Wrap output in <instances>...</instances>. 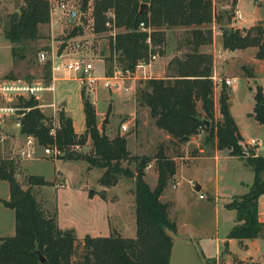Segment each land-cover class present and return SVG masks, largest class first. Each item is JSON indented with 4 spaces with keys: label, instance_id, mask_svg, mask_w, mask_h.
I'll list each match as a JSON object with an SVG mask.
<instances>
[{
    "label": "trees",
    "instance_id": "obj_1",
    "mask_svg": "<svg viewBox=\"0 0 264 264\" xmlns=\"http://www.w3.org/2000/svg\"><path fill=\"white\" fill-rule=\"evenodd\" d=\"M82 14L90 9L91 30L94 35L117 32L109 37L108 55L102 59L105 76L110 77L115 69L133 73L138 61H148L151 44L163 46L165 32L169 29H187L186 43L189 52L175 56L166 66L164 78H152L143 83L139 91V102L148 108L150 118L158 129L170 136L175 143L187 142L192 136L204 133V141L228 156L243 160L253 173V182L248 192L233 198L226 209L235 212V225L227 239L239 243L245 240L264 241V223L257 219L258 199L264 194V157L257 156L255 146L244 142L230 114L226 93H221L219 103L220 120L214 115L213 56L201 51L210 46L213 32L212 0H75ZM142 4L147 8L141 17L136 15ZM108 13H112L113 20ZM230 22V15L227 14ZM223 19L218 16V21ZM49 4L46 0H17L16 10L4 20L3 36L11 45L14 61L25 62L28 44L44 40L40 29L49 24ZM85 18L84 22L85 23ZM110 22L111 27H106ZM143 22L150 32L138 29ZM221 47L234 52L255 48V58L264 61V27L252 26L246 30L220 27ZM83 34V25L72 28L66 39ZM45 84H50V62ZM10 76V75H9ZM6 76L7 80L10 77ZM252 75H249V77ZM85 130L77 134L71 118L63 109L56 116L59 128L54 137L49 135L52 118L45 116L33 98L19 99L18 107L28 109L18 120L19 135L32 136L39 146H56L59 150L68 147H84L91 141L92 157L84 161L89 168L102 171L99 185L111 188L121 176L134 183L133 201L136 234L135 238H123L119 234L92 238L85 236L83 252L77 255V238L73 230H61L56 215H49L33 194L34 186H47L42 176L29 175L27 187L16 179V166L9 159H0V180L7 182L8 200L0 203L14 213L15 233L11 237H0V264H168L171 240L165 231L176 232L172 219V204L163 203L160 197L176 172L175 162L164 154L160 147L156 156L131 155L126 148V135L116 134L112 139L101 132L97 125L93 103L81 90ZM252 114L264 125V96L257 86ZM200 104L201 113L198 111ZM155 161L157 181L153 189L145 181L147 166ZM123 163L133 164L134 172ZM199 253V252H198ZM200 255V253H199ZM40 256L44 262L40 261ZM201 259L204 258L201 256ZM76 262V263H74ZM215 264L214 259H207ZM257 264V263H253Z\"/></svg>",
    "mask_w": 264,
    "mask_h": 264
},
{
    "label": "rangeland",
    "instance_id": "obj_2",
    "mask_svg": "<svg viewBox=\"0 0 264 264\" xmlns=\"http://www.w3.org/2000/svg\"><path fill=\"white\" fill-rule=\"evenodd\" d=\"M16 1L0 0V70L1 68L7 69L12 67L10 72L0 78V84L2 80H7L5 77L9 75V79L45 83L49 70L45 66L46 62H39L38 57L41 52H46V56L49 57L51 51L55 53L61 52L58 53L61 55L73 53L78 56H84L92 62L94 75L97 77L105 76V67L102 59L108 55L109 37L113 36L117 31L101 35L92 34V19L89 8L84 15L86 21L83 24V34L81 36L69 40L66 39L67 34L72 28L64 23H61V31H55V34H57L53 38H51L48 29L41 27L40 32L45 39L28 44L25 62H17L12 59V64L9 65L7 59L11 54L9 48H7L8 43L3 36V28L5 18L16 10ZM65 1L75 4L79 10L81 9L78 1ZM212 2L215 19L210 27L212 32L216 34H213V39L216 36L215 43L217 48H219V40L221 38L219 36L220 27L239 30H246L256 25L264 27V5L260 0H238V3L237 0H212ZM236 11H238L240 19L235 18L234 13ZM227 14L231 17L230 22L226 19ZM218 16H222L223 19L221 21L216 20ZM187 33V29L185 28L169 29L165 32L163 46L155 52L157 59L151 63V74L149 72L146 74L138 72L137 79L133 81V84L131 81H128L115 89L109 90L99 87L91 94L99 130L104 132L108 137H112L116 133L120 134L122 132L121 125H126L128 130L123 135L131 136V152H134L137 147V142L133 143V140L140 133L137 130L136 120L139 123L140 118L144 117V119H147V116L139 109V91L143 88V83L146 80L152 78L158 79L165 76V68L173 57L189 52V45L186 43ZM74 42L80 44V49L77 52L72 46ZM212 45L213 41L210 46L201 49V51L213 54ZM252 57V52H246L238 58H227L223 68L227 70L226 76L228 75L231 79L233 77L236 78L235 82L229 87L217 85V89H215V93H230L233 96L231 110L244 132V142L249 137L259 138L260 136V132H257L245 120L247 117L245 114L249 110V105L254 104L252 100L253 94L256 91V87L259 86L256 80L258 76H254L256 75V70L259 68L252 65ZM249 75L252 76L249 77ZM55 77L57 80L54 82V90L50 93L45 92L41 96V101L43 99L47 104L52 103L54 108H52V105L48 106L43 109L45 112L43 114L49 118L54 114L52 118L56 120L57 110L63 109L66 116L71 118L77 134H82L85 126L81 87L78 81L71 78L68 73L62 75L55 73ZM259 78L264 88V73H261ZM222 79H225V77L222 76ZM244 79H247V81ZM50 83H52L51 68ZM124 88H127L129 91L125 92ZM123 93L129 95L124 96ZM120 97H122L121 103L123 100V105H130V110H120V102L116 101ZM113 101H115L116 109ZM40 102L38 101V104ZM130 112H136L137 118L134 121H132L133 117L129 114ZM217 119L215 117V120ZM54 120L51 123L52 127L54 124H58ZM18 125L20 126V123L15 118L0 120V137L3 139L0 143V159L13 161V164L16 166V179L23 188L28 186L26 178L29 175L43 176L48 185L43 187L34 186L32 188L33 194L49 215H56V221L61 230L74 231L77 238L78 255L74 261L79 260L78 257L83 252V240L87 235L96 237L117 233L123 238H135L134 183L132 179L121 176L116 186L107 189L102 188L99 185L102 171L98 168H89L88 164L84 161L86 158L92 157L90 140H88L84 147L72 146L63 150H59L53 145H38L35 159L25 160L20 156L25 137L19 135L20 128ZM45 148L51 150L56 148L60 153L56 157L45 156L43 153ZM159 148L153 150V155L149 157L154 158ZM122 165L134 172L133 164L123 163ZM149 165L150 167L146 169L147 175L145 174V177L147 184L153 188V172L156 171V163L155 161H151ZM240 177L244 180L247 178L251 180L253 173L250 168L243 169L241 162L237 159L227 157L222 158L218 162L217 172H214L212 169L203 172L202 178H207L206 180L210 179L209 186L211 187L212 196L213 191L216 190L215 188H218L214 196L216 202H211L208 199L199 200V193H196L195 189L188 188L186 184H183L176 193V211L181 221H184L187 227L199 233L200 236H211L215 232L216 208H218L221 211L218 220L219 239L222 240L225 230H227V223L223 222L224 218L226 215H232L234 219V212L229 213L227 210H224L223 204L230 200L231 195L235 194L234 189L238 188L237 184L233 183V180ZM59 185H63V187ZM171 191V188H168L166 195H170ZM8 196V184L0 180V200H6ZM14 233V213L0 203V235L11 237ZM177 236L184 240L187 238L183 231H178ZM227 241L228 239L226 238L223 243L221 241V248L222 251L226 249L230 252L225 255L224 259L219 261L220 264H238L237 262H241L240 264H253L251 259L242 260L239 258L240 243L238 241L232 240L226 244ZM255 242L259 244L260 248L256 247V249L261 255L264 254V242L261 239ZM258 251L252 249V255L257 256ZM236 253L238 257L233 258L232 256H236ZM259 260L262 261L261 264H264V256ZM202 261L204 264H208L207 258H202Z\"/></svg>",
    "mask_w": 264,
    "mask_h": 264
},
{
    "label": "crops",
    "instance_id": "obj_3",
    "mask_svg": "<svg viewBox=\"0 0 264 264\" xmlns=\"http://www.w3.org/2000/svg\"><path fill=\"white\" fill-rule=\"evenodd\" d=\"M4 1H11L12 2V1H16V0H4ZM237 3H238V0H237ZM213 22H214V19H213ZM61 23H63V22L61 21L60 15L55 14V15H52L50 17L49 24H46L42 27L48 29L51 38H53V36L57 34V33L55 34V31H58V30L61 31V29H62ZM214 35H216V34H214ZM219 36H220V34H219ZM215 40H216V36L213 39V45H212V49H213V54H212V56H213V76H212V78L222 79V76H223V77H225V79H231L228 75L226 76L227 70L225 68H223L224 62L227 60V58L228 59L229 58H236V57L238 58L246 52H252L253 57L251 58V63H252V65H255L259 68L258 70H256V73H255L256 75H254V76H258L256 80L259 83V87L262 88V92H263V96H264L263 83L259 78L261 76V73H264V61L257 60L255 58L256 49L255 48H248L246 50H237L234 52H227V51H224L221 47V38L219 40V48L216 47ZM7 48H9V50H10V44L9 43H8ZM58 53H61V52H58ZM216 53L220 54V58L216 57ZM11 60H12L11 56H8L7 63H9V65L12 64ZM151 65L152 64L144 67L143 69L139 70L138 72L143 73V74H146L147 72H149L151 74L152 73ZM11 69H12V67L7 68V69L1 68L0 78H2L5 74L10 72ZM165 70H166V68H165ZM137 73L131 79L124 78V80L122 81V84H125L128 81H131L133 84L134 83L133 81H136V79H137ZM164 77L165 76H163L161 78H164ZM225 79H222V80H225ZM233 79H236V78L233 77ZM241 79H243V78H241ZM244 80L247 81V79H244ZM3 81H7V80H2V82ZM217 85L221 86L223 84L214 83V95H213V97H214V114H215V117L218 118L217 120H220L221 116L219 115V110H218V99H219L221 93H215V89H217V87H216ZM54 87L55 86L53 83V88ZM124 91H125V88H124ZM123 95L127 96L129 94L123 93ZM254 95H255V92H254L253 97H252L253 103L255 104ZM226 97L228 98V102L230 104V107H229L230 114L235 121V124L238 128L239 134L241 135V137L244 140L245 139L244 138V132L241 129L239 122L233 116V113L231 110V100H232L233 96L230 93H227ZM121 98L122 97L118 98V100H116V99L115 100L120 102V107H121L120 110L127 111L130 108V105L129 106L123 105L122 104L123 100L121 103ZM41 102L39 103V106H40L39 109L41 110L42 113L44 112L43 109L47 108L50 105H52V108H54V105L52 103L47 104L44 102L43 99ZM113 104L115 107V101H113ZM254 104L249 105V110L245 114V115H247L245 120H246V122H249L251 127L255 128V130L257 132H260V136H259V138L258 137L257 138L249 137L248 139L245 140V143H247L250 146L252 143H254V146L256 148L255 149L256 155L264 157V125L259 124L257 121L254 120L253 117H249V114H252ZM138 105H139V109L141 110V112H143V114L147 116V119H144V117H142L139 119L140 120L139 123L136 120L137 130H139L140 133H138L137 136H135L133 143L137 142L136 143L137 147H136L134 152H131V150H130L131 136H127L126 137V148H127V150L130 152L131 155L140 156V157H143V156L149 157V156L153 155V152H154L153 150L157 149L158 147L164 148V154L167 157L171 158L175 162L176 172H175L174 176L172 177L171 181L168 183L165 190L163 191V193L160 197V200L163 203H171L173 205L172 206L173 207L172 208L173 209L172 210V214H173L172 219L175 221L176 230H177V232L183 231L185 233V235L187 236V238L185 240L180 238L179 236L178 237L180 239L186 241V242L192 243L196 247V249L198 250L200 255L203 256L204 258L214 259L215 264L219 263V261L224 259L226 257L225 255L228 254V252H230L226 249H224V251H222L221 241L223 243L224 239L225 238L227 239V236H228L230 230L235 225V212L227 210L225 206H226V204H228L231 201V199L241 197L248 192V190H249V188L253 182V177L251 180H248V178L246 180H244L241 177L233 180V183L237 184L238 189L233 188L235 191L234 192L235 194L231 195L230 200L223 204V208H224V210H227L229 213L234 212V219H233L232 215H226V217L224 218L225 220L223 222L227 223V228H226L227 230H225L224 238L222 240L219 239V222H218V220H219V214L221 211H219L218 208H216V225H215V230H214L215 232L213 234H211V236H200L199 233H197V232L193 231L191 228L187 227V225L184 221H181V219L178 215V212L176 211V196H177L176 193L178 192V189H180L183 186V184H186L188 188H193L195 190L197 187H199V190H196V193H199V195L204 196L203 199H199V195H198L199 200L208 199L211 202H216V199L214 196H215L216 190L218 188L217 187L215 188L216 190L213 191V196H212L211 187L209 186L210 179L209 180H206L207 178L203 179L202 175H203V172H205L208 169H212L214 172H217L218 162L222 158H226V157L231 158V157L228 156V153L226 151H218V150L214 149L213 145L205 143V141L203 139V138H205V136L203 137V135H204L203 132L199 135L192 136L185 143H182V144L175 143V141L170 136H168L165 132H163L162 130H160L156 127L154 120L150 118L148 108L145 107L144 105H142L140 102ZM115 109H116V107H115ZM198 111H199V113H201L200 104H198ZM135 113L136 112H133V113L130 112L129 113L133 117L132 121H134V119L137 118ZM52 117H54V114L51 115V118ZM123 133L125 134V132H121L120 135H123ZM114 136L109 137V138L112 139ZM233 159H236V158H233ZM237 160L239 162H241V166L243 169L249 168L243 160H239V159H237ZM146 172L147 171L145 170V174L147 175ZM144 179L147 182L146 177H144ZM156 181H157V174H156V172H153V183H154L153 188L156 185ZM153 188H151V189H153ZM168 188H171V190H172L170 195H166L168 192ZM8 198H9V196H8ZM8 198L6 200H8ZM1 200H4V199H1ZM257 219L260 223H264V194L261 195L258 199ZM108 236H109V234H108ZM108 236L104 235V236H96V237H92V238L108 237ZM0 237H5V236L0 235ZM257 240L255 239V240L242 241L239 244V246H240V253H239L240 257L239 258H241L242 260L251 259V262L261 264L262 261L259 259H261L264 256V254H262L263 255L262 256L259 253V251L256 249V247L258 249H260L259 244L257 242H255ZM230 241H232V240L228 239L226 244L230 243ZM252 249L258 251L257 256L252 255V252H251ZM235 255L236 256H234V257L237 258L238 254L236 253ZM237 263H239V262H237Z\"/></svg>",
    "mask_w": 264,
    "mask_h": 264
},
{
    "label": "built area",
    "instance_id": "obj_4",
    "mask_svg": "<svg viewBox=\"0 0 264 264\" xmlns=\"http://www.w3.org/2000/svg\"><path fill=\"white\" fill-rule=\"evenodd\" d=\"M49 4V13L50 17L55 14H59L61 21L71 28L78 27L83 25L84 14L77 8L75 4H70L65 0H46ZM264 5V0H260ZM235 18L240 19L238 11L235 13ZM109 19L113 20L112 13H108ZM106 27H111V23L107 22ZM138 29L141 31L150 32V28H146L143 22H140ZM115 31V30H113ZM220 34V33H219ZM147 43L150 46V49L154 51L150 54L148 61L140 60L137 62L134 72H121L118 69L113 71L112 76L110 77H97L94 75L93 64L90 60H87L84 56H78L76 54H65L61 55L51 51L49 57H47L46 52H41L39 54L38 60L41 63L50 62V68L52 72V83L46 85L44 82H27L19 79L3 81L0 84V120L6 118H15L17 121L23 116V112L28 110L22 107L17 106L19 99L28 100L33 98L36 101H41V96L45 92H52L54 90L53 83L57 80L55 73L57 74H70L71 78L78 81L81 90L85 95L91 99V94L99 87H103L106 90L115 89L122 84L124 78L131 79L135 74L143 69L144 67L150 65L157 59L155 54L156 51L161 49V45L151 44L150 39L147 40ZM73 49L77 52L80 49V44L77 42L72 43ZM217 58H220V54H216ZM214 83L223 84L225 86H231L235 82V79H218L212 78ZM125 91L128 92V89L125 88ZM94 104V102H92ZM38 104V108H39ZM53 119V118H52ZM54 120V119H53ZM58 122L57 119L54 120ZM20 128V126L18 125ZM59 128V123L54 124L52 129L49 132V135L54 137L55 131ZM127 126L121 125V131L127 132ZM2 137H0V143L2 142ZM254 146V143L251 144ZM38 143L37 140L32 136H26L24 140V146L20 151V156L25 160H33L36 156ZM45 156L56 157L59 155V151L54 148L51 150L45 148L43 150ZM150 165L147 166L149 168ZM146 168V169H147ZM63 187V185H59ZM203 195H199V199H203ZM220 264V263H217Z\"/></svg>",
    "mask_w": 264,
    "mask_h": 264
},
{
    "label": "water",
    "instance_id": "obj_5",
    "mask_svg": "<svg viewBox=\"0 0 264 264\" xmlns=\"http://www.w3.org/2000/svg\"><path fill=\"white\" fill-rule=\"evenodd\" d=\"M147 8L146 4H142L136 15V19L141 17L144 10ZM199 190V187L196 188ZM166 236L171 240L172 246L170 249L168 264H204L196 247L189 242L180 239L172 231H165ZM234 258V256H232ZM40 261L44 262V258L40 256ZM239 262L238 264H240Z\"/></svg>",
    "mask_w": 264,
    "mask_h": 264
}]
</instances>
